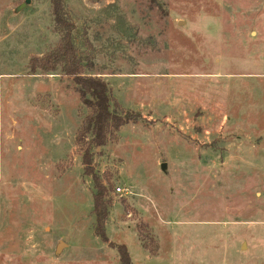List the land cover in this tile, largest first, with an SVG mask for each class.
<instances>
[{"label": "rangeland", "instance_id": "1", "mask_svg": "<svg viewBox=\"0 0 264 264\" xmlns=\"http://www.w3.org/2000/svg\"><path fill=\"white\" fill-rule=\"evenodd\" d=\"M62 1L130 119L92 149L107 242L76 141L91 110L73 78L29 70L59 44L50 0H0V264H118L115 245L132 264H264V0Z\"/></svg>", "mask_w": 264, "mask_h": 264}, {"label": "trees", "instance_id": "2", "mask_svg": "<svg viewBox=\"0 0 264 264\" xmlns=\"http://www.w3.org/2000/svg\"><path fill=\"white\" fill-rule=\"evenodd\" d=\"M50 3L54 30L59 35V44L42 57L30 60L29 70L34 74L37 70L49 73L59 69L63 75L73 78L82 103L91 110L82 122L76 141L79 146L82 145L83 174L91 176L93 183L94 234L106 243L105 226L112 203L107 197L108 187L103 185L100 178L94 174L92 149L103 147L109 141H116L118 131L130 119L127 113L117 109V104L112 109L106 83L100 77L85 74L89 64L84 65L78 55L72 37L75 26L65 14L63 1L50 0ZM141 235V243L147 250L148 245L145 244V240L148 237L146 234ZM114 249L117 251L118 264H132L124 245H115Z\"/></svg>", "mask_w": 264, "mask_h": 264}, {"label": "built area", "instance_id": "3", "mask_svg": "<svg viewBox=\"0 0 264 264\" xmlns=\"http://www.w3.org/2000/svg\"><path fill=\"white\" fill-rule=\"evenodd\" d=\"M117 192H121V189L120 188H117L116 190ZM124 192V190H122Z\"/></svg>", "mask_w": 264, "mask_h": 264}, {"label": "water", "instance_id": "4", "mask_svg": "<svg viewBox=\"0 0 264 264\" xmlns=\"http://www.w3.org/2000/svg\"><path fill=\"white\" fill-rule=\"evenodd\" d=\"M26 3H28V1Z\"/></svg>", "mask_w": 264, "mask_h": 264}]
</instances>
